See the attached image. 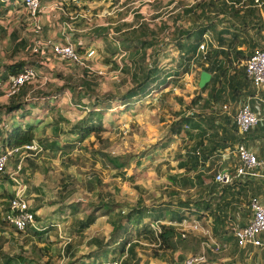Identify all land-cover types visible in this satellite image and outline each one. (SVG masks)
<instances>
[{
    "label": "rangeland",
    "instance_id": "1",
    "mask_svg": "<svg viewBox=\"0 0 264 264\" xmlns=\"http://www.w3.org/2000/svg\"><path fill=\"white\" fill-rule=\"evenodd\" d=\"M56 1L62 3L54 11L58 17L63 13L62 6L66 3L65 0ZM51 4L47 0L40 12L44 5ZM130 9L131 6L124 8L123 15L129 13ZM41 30L38 19L36 23L27 19L22 0H0V68L23 61L36 64L40 55L33 50L41 48L46 41L41 37ZM239 31L231 27V34L226 38H233L232 33L238 34L241 39L255 38V34L244 37ZM263 37L264 35H260V38ZM13 38H18L16 43L26 40L29 44L15 52L11 43ZM260 38L256 49L264 46V40ZM243 50L246 48L243 47ZM85 55L81 57L86 67L55 63L53 59L47 62L52 63V69L38 63L39 68L35 70L37 76L31 86L32 90L41 87L32 93L27 91L26 96L19 95L13 102L12 98L7 97L8 89L2 86L0 79V109L6 102L16 104L28 101L27 114H21L23 120H15L18 121L17 126H32L35 143L42 149L43 145L38 140L46 138L57 142L55 151H38L31 158L33 160L27 159L22 173L26 185L25 198L29 200V190L36 192L42 198L40 203L44 202L45 209L51 214L45 219L50 223L43 226L45 231L36 238L33 237V231L28 236L0 225V264H7L8 261L19 264L20 260L24 264H93L97 260L105 263L117 260L122 262L125 256L118 253V242L115 245L111 243L110 224L112 218L120 216V211L127 213L139 199L142 200V206L154 208L152 210L164 209L167 204L174 205L171 210H175L178 199L184 201L198 198L196 191L182 190L169 181V176L177 177V182L183 177L189 178L184 171L179 173L178 168L182 162L180 160L186 158V152L190 148L179 140L171 143V124L184 116H197L202 112L207 113L206 117H211L210 114L216 118L226 115L231 120L241 104L239 101H229L222 107L204 111L202 105L208 91L198 89V68L192 70L194 75L187 80L183 76L180 81L170 78L166 86L155 83L141 98L121 104L118 99L134 86L132 78L123 71H115L112 65L100 69L97 61L90 63L93 73L91 82L82 81L84 69L88 66ZM123 58L126 59L122 56L115 60L123 67L129 66L130 59ZM160 62L164 72H173L178 68L179 57L175 52ZM98 71L102 74L98 75ZM84 82L91 86H86ZM49 95L55 98L49 100ZM110 96L115 98L114 101ZM197 97L200 101L192 105ZM3 116L5 115L0 112V133L2 129L5 132L10 128L6 125L10 122ZM58 116L65 121L57 125L61 134L56 137L53 131ZM90 117L94 120L96 117L101 119L104 132L98 137L90 135L82 143H78L80 134L70 136L68 133L83 119ZM105 155L119 160L130 157L131 165L126 172L114 171ZM136 162L140 163L137 167ZM217 170L213 165L210 173H216ZM191 176L194 174H190ZM90 186L92 191H88ZM238 199L239 203L228 211L230 215L234 213L235 218L240 217L242 212L246 214L245 197L240 195ZM106 201H114L118 204V209L113 216L101 217L104 211L102 204ZM55 213L58 214L57 217ZM91 215L96 217L95 222L88 229L79 231L80 222ZM194 219L197 217L190 216L186 220L187 225ZM200 220L203 229L207 230L211 224L210 219ZM178 226L175 225L177 231L184 230L187 238L179 242L175 253L160 251L155 244L148 245L142 237H137L133 225L127 227V232L118 233L116 240L137 242L136 257L130 264H181L188 256L200 252L201 235L193 233L189 226ZM230 241L228 252L220 255V259L235 256L240 264L246 261L252 264L259 260L264 262V255L261 258L252 256L250 259L243 253L240 256L232 240Z\"/></svg>",
    "mask_w": 264,
    "mask_h": 264
},
{
    "label": "crops",
    "instance_id": "2",
    "mask_svg": "<svg viewBox=\"0 0 264 264\" xmlns=\"http://www.w3.org/2000/svg\"><path fill=\"white\" fill-rule=\"evenodd\" d=\"M40 1L42 6L43 3H45L47 0ZM49 1L52 4L46 6L44 5L42 11L38 16V21L42 28L41 37L43 40H46L44 41V45L39 48V52H35L38 53L40 57L36 64L26 62L31 66V68L34 67V70L39 68L38 63H40L41 65H45V67L47 68L49 67V69H52L51 67H54L52 63L47 64V62H49L51 59H53L55 63L69 64L70 66L76 67L77 65L72 64L69 61L66 62L55 56L50 47V44L65 45L69 43L73 45L76 52L80 56L86 54L85 56L87 57L89 52H94V54L89 57V59H87L88 66L86 69H84L82 81L91 82L93 75V73L91 72V67L92 64L97 61H99L98 66L100 69L104 68V66L112 65V68L115 71L119 70L121 72H124V68L128 67L130 69V74H132L134 73V67L139 66L140 61L143 60L146 74L149 72L152 73L154 69L157 70L156 75L153 76L152 74L148 79L146 93L148 92L151 85L155 83L162 85L163 79H166L167 81L172 78L174 80L180 81L183 76L184 80H187V78L194 75V72L191 70L190 66L187 73L176 76L177 72L182 71L183 68L179 64L182 60H184L183 50L179 49V46H183L185 42L192 41L194 35L197 32V28H201L208 24L202 18H198V16L201 14V6L205 3L207 4L209 0H65L64 2L66 4H63L62 6L63 13L58 17L55 16L54 11L58 8V6L62 5V3H59L56 0ZM214 1V6H211L208 10H206V16H209L215 22L216 30L215 32L213 30H210L204 34V36L207 35L210 37L211 41L213 42V48H217V32L222 29H227L230 30L231 33V27L240 30L239 33L244 37L255 34V38H243V40L252 41L256 44L255 47H257L260 35H264V2L259 0ZM130 6L132 7V9H130L129 13L123 15V9L126 7L130 8ZM25 15L30 21L26 10ZM47 33L48 36H45ZM188 36L191 39L188 40ZM260 39L264 40V37ZM16 40L18 41V38H13L11 40V43H13L14 45L15 52H17L19 48H26V46L29 44V42H27L26 40H21L18 43H16ZM239 40H241V38H239ZM22 43L24 44V46L20 45ZM92 45H95V48ZM209 46L210 44H208V47ZM261 49H264V46H261ZM175 52L179 57V64L177 66L178 68L173 72H164L165 69L162 67L160 60L164 61L165 59L174 55ZM122 56L126 57V59L123 58L124 60L130 59L129 66L125 65V67H123L120 63L116 62L115 59ZM91 62L92 64L90 65ZM3 68H0V71H2ZM135 72L138 73V76L142 81L143 73H140L139 71ZM201 72L202 71L199 69L198 77L200 76ZM97 73L98 75L102 74L101 71H98ZM158 76L160 78L153 81V79L157 78ZM133 84L134 86H132L130 90L135 88L136 85L135 83ZM40 87L41 86H39L38 88ZM38 88H33V90L31 88L29 90L31 92L29 93L36 91V89ZM245 91L251 92V97L254 95V92L250 88V85L248 90ZM28 94L27 96H29ZM23 96H26V94H24ZM260 96L264 99V94H261ZM16 97H19V93L16 95ZM48 97L49 98L47 99L49 100L55 98V96L52 95H49ZM139 97L140 96L137 95V97L130 98L124 101H121L120 98L122 97H120L118 100L121 104H127L128 102L137 100V98ZM13 101L14 100L12 99V102ZM12 102H6L0 109V112L5 115L3 116L4 119L7 118V122H10V124H6L10 126V128H8V131L5 130L4 132V129H2V132L0 133V148L3 145V140L6 138L7 133L10 132L11 129L18 127V121L15 122V120H18V118L22 119L23 115L21 114L26 113V107L29 105L28 101L27 103H20L24 108L23 110L8 112L7 108H9L11 105H15ZM261 109L264 113V104L262 105ZM221 118L222 117H218L217 119ZM231 121L233 122V118L231 119ZM218 123H220V120L216 121L215 125L217 126ZM25 127L26 126H24V128ZM185 131H190L189 126H183V131L179 135L173 134L170 129L169 136H172L173 138L171 140V143H173L174 140H179L181 143L188 145V148L190 149L186 152V154L189 153L192 148L197 146L200 141L203 142V147H216L217 150L213 152L212 155L207 156L205 168L209 167L212 164L217 168H227L233 170L232 168L236 165L233 150L235 145L241 141L240 137H238L237 134L236 136L237 138H239V141L234 145H231V147L221 150L219 148L221 142L219 143L218 140L214 141V143L212 144L208 143V140L211 139V135L205 137L201 136L197 131H194L189 137L184 133ZM221 134V129H218V136H221ZM218 136L216 139H218ZM247 139L249 141L258 140L262 143V140L264 139V124H260L247 137ZM52 141L55 140L50 139L48 140V143ZM44 152L53 151L46 150ZM198 152L200 151L198 150L196 153ZM206 152L208 153V151ZM35 155L36 154H33V156L29 157L30 160H33L31 158H34ZM258 156L260 159L264 158L263 147H261V149L259 150ZM26 160L24 162L23 169L25 167ZM184 160L185 157L184 159L180 160L182 161L181 164H183ZM15 164V160L10 161L5 173L0 175V207L7 206L8 201L13 195V185L8 178V172L10 169L14 168ZM135 165L137 167L140 165V163L136 162ZM205 168H201L200 172H203L205 175H207V173L204 172ZM178 170L179 173L184 171L183 167H179ZM257 181L260 182L259 180L247 181V186L257 187V184H259ZM258 187L261 188L260 185ZM27 194L31 209L36 214L37 226L43 229L41 232L33 233V237L36 238L37 235L35 234L41 236L42 232L45 231V228L43 226H46L50 223L49 221H45V219H47V217L51 214L45 209L46 205L44 207V202L40 203V200H42V198L40 199L36 192H32L31 190H29ZM55 216L57 217L58 214L55 213ZM26 235L31 236L30 231H28ZM241 253L243 252H239L240 256ZM228 259H231L233 264L239 262V260L235 256ZM103 263L105 262H99L97 260L93 264ZM19 264H24V262L22 263V261L20 260Z\"/></svg>",
    "mask_w": 264,
    "mask_h": 264
},
{
    "label": "trees",
    "instance_id": "3",
    "mask_svg": "<svg viewBox=\"0 0 264 264\" xmlns=\"http://www.w3.org/2000/svg\"><path fill=\"white\" fill-rule=\"evenodd\" d=\"M264 2V0H259ZM214 0H209L208 3L201 6V14L198 18H202L206 23L205 26L197 28V32L194 35L192 41L185 42L183 46H179V49L183 50L184 60L180 62V66L183 68L181 72H177L176 76L183 75L189 71L190 66L193 64L201 71L208 72L212 75L211 83L209 86H205L202 91H208L206 99L202 105V109L206 111L207 109H215L216 107H222L229 101H243L247 96H251V92H246L248 90L249 83L245 77L244 69H237L236 67L239 63L245 60L249 55L255 51L256 44L252 41L239 40L237 34L232 33L231 39H227L226 35H230V30L222 29L217 32L216 42L217 48H213L212 44L209 46V52L206 61H202L201 57L194 59L198 50L199 44L202 42L203 36L207 31L216 30L215 22L206 16V10L211 6H214ZM252 3V2H251ZM208 13V12H207ZM191 39L188 36V40ZM24 46V44H20ZM246 47L243 50L242 47ZM217 49V50H216ZM235 64V65H234ZM29 67L26 62H18L17 64H12L9 66H4L3 70L0 71V79L2 82H6L13 78L17 74L23 72V70ZM139 71L143 73L142 81L138 76ZM124 72L129 74L132 78L133 83H135V88L128 91L122 98L121 101L128 100L140 96H144L146 93V86L148 79L153 74L156 75L157 70H153L152 73H145L144 61H140L139 66H135L132 74H130V69L124 68ZM154 78L153 81L156 79ZM84 84L88 87L91 85L88 83ZM166 79L162 80V85H167ZM30 83H25L20 89L19 95L26 94L27 91L31 89ZM15 97H12L15 100ZM110 99H115L110 96ZM200 101V98H195L192 105H196ZM22 104L11 105L7 108L8 112L23 110ZM214 113V112H212ZM93 115V114H92ZM207 113L202 112L197 116L183 117L172 123L171 131L175 135H179L183 131V126H189L190 131H185L187 136H191L192 132L197 131L201 136L211 135V139L208 143L212 144L214 141L218 140L221 144L219 148L224 150L231 147L239 141L237 138V130L234 122L230 120L228 116H223L221 119H217L212 114L211 117H206ZM220 120V123L215 125V122ZM63 117H59L55 121L54 134L59 136L61 134L59 122H64ZM218 127V128H217ZM218 129H221V136H218ZM32 126H26L24 129L17 127L10 130L7 133L6 138L3 140V145L0 148V153L6 149L23 147L33 144L36 142L35 135L33 133ZM101 132H104V126L101 119L96 117H90L88 119H83L82 122L73 127V129L68 133L70 136H75V134H80L79 142L82 143L88 136L94 135L98 137ZM43 133V132H42ZM218 136V139H216ZM45 141V142H43ZM39 143L43 145L44 151H54L57 148V143L52 141L48 143L47 139L38 140ZM230 144V145H229ZM209 147V148H208ZM204 146L203 142L200 141L197 146L192 148L189 153L186 154V158L180 167H183L184 173L189 175V178L183 177L177 182V177L169 176V181L173 182L177 188L182 190H193L198 194V198L193 200L186 199L184 201L178 199L175 205V210H171L174 205L167 204L166 208L159 210H152L145 206H142V200L139 199L134 206L127 213L119 212L120 216H116L111 219L112 227V239L111 243L117 245L118 253L120 256H125L121 264H130L132 259H135L136 252L135 249L138 247L136 243L132 240L117 241L119 237L116 235L121 232H127V227L133 225L137 237L145 240L148 245H157L160 251H170L175 253L178 251L180 245L178 240V233L176 229L171 224H180L183 220L188 219L190 216H195L197 219H202L205 216L211 217L213 220V232L215 235H220V230H224L225 222L227 219V212L232 206L239 203L238 197L240 195L246 196V192L250 190L252 195H257L261 188L260 187H248L247 182H242L241 180H235L232 186H221L214 182V177L216 173H210L212 164L205 168V162L207 156L212 155L217 149L213 146ZM208 148V149H204ZM199 155H197V151ZM208 151V153L206 151ZM108 161L113 170L117 172H126L131 163L130 157L124 158V160H119L116 157H111L109 155L104 156ZM201 168H205L204 172H200ZM194 176L190 177V174ZM122 175V174H121ZM249 189V190H248ZM93 188L90 186L88 191H92ZM12 198V197H11ZM114 201H106L102 204V214L100 216H113L114 212L118 209ZM239 209V208H238ZM122 215V216H121ZM96 220L94 215L88 216L85 221L80 222L79 231L88 229ZM148 220V222H144ZM152 223H157L160 233L152 228ZM225 234V233H224ZM38 235V234H35ZM222 236V235H221ZM230 240V238H227ZM70 247V246H69ZM67 248V250L69 249ZM99 261V260H98ZM100 262V261H99ZM7 264H13L8 261Z\"/></svg>",
    "mask_w": 264,
    "mask_h": 264
},
{
    "label": "built area",
    "instance_id": "4",
    "mask_svg": "<svg viewBox=\"0 0 264 264\" xmlns=\"http://www.w3.org/2000/svg\"><path fill=\"white\" fill-rule=\"evenodd\" d=\"M22 4L30 21L36 23L41 9V1L22 0ZM212 43L209 36H203V41L199 44L194 59L200 56L203 62L206 61L209 52L208 44ZM51 49L53 54L60 59L80 67H86L84 59L76 52L73 45L69 43L65 45L53 44ZM34 52H39V48L38 50L34 48ZM93 54L94 52H89L87 59ZM240 67L244 69L245 77L254 95L252 97L247 96L241 102L233 118L237 136L241 140L233 150L236 165L232 168L233 170L218 168L214 182L221 186H232L235 180L242 182L259 180L257 186L260 185L261 190L257 195H252L248 189L249 191L246 192L245 196L246 214L243 212L239 214L242 218H235L234 213L230 215L227 212L226 227L224 226V230H220V235L214 234L213 220L208 216L203 217L204 219L209 218L212 224V226L211 224L208 226L207 230L203 229L200 219L192 220L190 225H187V219L180 224H171L174 228L175 225H179L178 227L189 226L193 233L201 235L200 252L188 256L181 264H233L231 259H220V255L228 252L230 240H232L234 248L243 252L244 256H248L249 259L252 256L261 258L264 255V158L260 159L258 156L261 147L264 148V139L262 140L263 144L258 140L249 141L247 139L260 124H264V113L261 109L264 99L260 96L264 94V49H256L239 63L237 68ZM193 69H197V67L192 64L191 70ZM36 76L33 68L26 67L23 72L6 82H2V86L8 89L7 97L16 96L24 84L33 83ZM38 151H42V148L33 142L31 145L6 149L0 153V175L5 173L10 161H16L14 168L8 172V178L13 183V195L7 206L0 207V225L11 228L18 233L26 234L28 231L41 232L43 230L37 226L36 214L32 211L29 200L25 198L26 185L22 175L25 160L33 154H37ZM151 226L156 233H160L157 223H152ZM177 233L178 239L184 241L187 238L184 230H179ZM103 264H121V260ZM243 264L252 263L246 261ZM255 264H264V262L259 260Z\"/></svg>",
    "mask_w": 264,
    "mask_h": 264
},
{
    "label": "water",
    "instance_id": "5",
    "mask_svg": "<svg viewBox=\"0 0 264 264\" xmlns=\"http://www.w3.org/2000/svg\"><path fill=\"white\" fill-rule=\"evenodd\" d=\"M212 75L208 72L202 71L199 76L198 89L202 90L210 83Z\"/></svg>",
    "mask_w": 264,
    "mask_h": 264
}]
</instances>
